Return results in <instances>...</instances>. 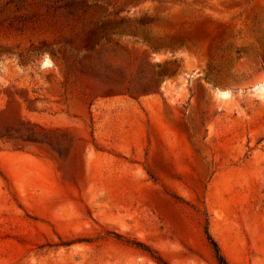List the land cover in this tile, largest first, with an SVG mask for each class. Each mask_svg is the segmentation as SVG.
<instances>
[{"label": "rangeland", "instance_id": "rangeland-1", "mask_svg": "<svg viewBox=\"0 0 264 264\" xmlns=\"http://www.w3.org/2000/svg\"><path fill=\"white\" fill-rule=\"evenodd\" d=\"M207 225L264 264V0H0V264H217Z\"/></svg>", "mask_w": 264, "mask_h": 264}, {"label": "water", "instance_id": "water-1", "mask_svg": "<svg viewBox=\"0 0 264 264\" xmlns=\"http://www.w3.org/2000/svg\"><path fill=\"white\" fill-rule=\"evenodd\" d=\"M123 18L118 17L115 22H122ZM186 42L201 45V40L195 38L193 41L188 36L174 35L154 44L156 56L159 58L155 65L158 70L166 73L182 72L184 70V59L176 56L179 46Z\"/></svg>", "mask_w": 264, "mask_h": 264}, {"label": "trees", "instance_id": "trees-1", "mask_svg": "<svg viewBox=\"0 0 264 264\" xmlns=\"http://www.w3.org/2000/svg\"><path fill=\"white\" fill-rule=\"evenodd\" d=\"M206 234L215 252L217 264H230L228 259L225 257L219 242L211 233L208 225L206 226ZM135 243L143 249H146L160 264H169L165 258H163L157 251L150 248L144 242L136 241Z\"/></svg>", "mask_w": 264, "mask_h": 264}]
</instances>
